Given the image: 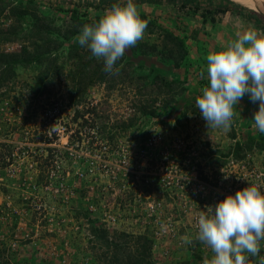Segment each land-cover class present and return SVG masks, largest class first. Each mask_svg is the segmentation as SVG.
I'll list each match as a JSON object with an SVG mask.
<instances>
[{
	"label": "rangeland",
	"instance_id": "374dc122",
	"mask_svg": "<svg viewBox=\"0 0 264 264\" xmlns=\"http://www.w3.org/2000/svg\"><path fill=\"white\" fill-rule=\"evenodd\" d=\"M134 2L147 28L115 67L120 70L128 61L133 65L118 75L106 73L103 82L94 76L103 60L74 37L105 11L69 0H34L35 9L47 19L42 40L30 37V16L18 22L5 9L0 14V54H18L11 68L0 67V262L110 264L114 248L93 236L95 227L133 257L139 252L138 236H148L153 243L150 254L138 264H203L213 253L190 230L199 206L185 208L177 199L169 204L166 193L163 197L160 188L155 189L156 181L147 172L167 162L160 154L153 161L149 155L140 156L147 138L163 135L164 145L174 144L175 165L191 151L193 163L198 161V169L206 168L207 173L247 153L264 164V150L244 144L264 142V134L253 128L259 108L249 96L235 106L227 129L209 128L198 109L193 114L195 98L208 83L200 76L206 56L224 49L238 31L260 32L244 18L248 13L216 12L236 4L227 0ZM1 3L28 6L27 0ZM73 9L84 23L72 21ZM165 31L174 32L187 50L179 67L160 54ZM144 44L149 45L147 54H142ZM150 46L157 51L150 52ZM138 76L147 80L140 82ZM157 76L180 81V87L171 93L160 90ZM153 201L162 202L160 219L146 204ZM108 209L120 219L106 220ZM168 216L175 219L174 235L165 231ZM183 236L192 242L181 240Z\"/></svg>",
	"mask_w": 264,
	"mask_h": 264
},
{
	"label": "clouds",
	"instance_id": "9594fccd",
	"mask_svg": "<svg viewBox=\"0 0 264 264\" xmlns=\"http://www.w3.org/2000/svg\"><path fill=\"white\" fill-rule=\"evenodd\" d=\"M146 28L137 4L126 0L113 4L95 23L85 24L74 42L103 60L105 73L118 75L116 63L143 39ZM200 76L208 83L200 89L195 106L209 128H229L235 106L247 95L253 103L259 102L253 128L264 134V33L251 28L238 31L224 49L206 56ZM196 226V239L213 253L203 264H248L249 256L259 257V264H264L260 257L264 193L259 187L248 186L207 206L198 213ZM181 240L192 242L187 236Z\"/></svg>",
	"mask_w": 264,
	"mask_h": 264
},
{
	"label": "built area",
	"instance_id": "2783aa9c",
	"mask_svg": "<svg viewBox=\"0 0 264 264\" xmlns=\"http://www.w3.org/2000/svg\"><path fill=\"white\" fill-rule=\"evenodd\" d=\"M164 141L163 135H151L146 140L147 149H143L140 152V156L149 155V159L153 161L157 159V154H160L162 156L161 160L166 159L167 165L160 166L163 163L160 161L159 166H155V171L147 173L154 177L152 181H156L154 183L155 189L159 187L160 194L162 192L163 197H165L164 194L166 193L169 204L175 203L174 201L177 199L185 208L196 204L195 206H199V211H206L207 206H214L227 196L235 195L237 191L251 185L259 187L261 192L264 193V164H259L260 162H257L255 157L250 153L246 152L247 155L241 159L231 158L228 163L222 165L220 168L215 167L213 171L207 173L206 168L198 169V161L193 163V157H191L193 153L191 151H188L189 153L186 154L189 157L188 159H185L182 164L178 163L175 165L174 150L172 149L174 144L170 145L167 143L164 145ZM127 163L129 164V161ZM140 178L142 180L141 172ZM144 180L148 181L149 179L145 177ZM141 194H143L142 190L139 197H141ZM71 195H74V192ZM143 197L146 196L143 195ZM139 200L142 201L143 199L139 198ZM153 202H146V204L156 214V218L160 219L162 215V211L160 210L162 202ZM91 209L94 210L93 207ZM198 213H195L193 217L194 222L190 224V230L196 231L194 232L196 234L198 232L196 226ZM120 217L119 215L113 216L111 209L105 212L106 220L115 222ZM167 220L171 222L170 227L167 226L165 231L174 235L175 231H177L175 219L172 216H168ZM260 257H264V241H261ZM248 264H259V257L249 256Z\"/></svg>",
	"mask_w": 264,
	"mask_h": 264
},
{
	"label": "trees",
	"instance_id": "16d2710c",
	"mask_svg": "<svg viewBox=\"0 0 264 264\" xmlns=\"http://www.w3.org/2000/svg\"><path fill=\"white\" fill-rule=\"evenodd\" d=\"M229 1L230 0H227V2H229ZM1 2H2V0H0V3ZM27 2H28L27 7L22 6V5H18V4L14 5V6H9L8 4L3 3L2 7H0V14L3 13L5 10L7 12L9 11L8 16H10V18H15L18 22L22 21V19L24 17L30 16L34 20V26H32V28L30 29V37H39V40H42L43 37H41V36L45 32V30L48 29V25H45L46 24L45 22L47 21V19L45 17H43L42 15H40L38 13L37 9H35L36 7L34 6V0H27ZM69 3L76 5L78 7L82 5V7H85L86 9L93 8L94 10L101 12V11L108 10L109 8H111V6L113 4L118 3V2L115 0H113V1L112 0H96V1L93 0V1H90L87 3V0H80L76 4L74 0H69ZM139 3H140V1H139ZM153 3H155V2H153ZM136 4H138V2ZM242 10H245L248 13V16H250L249 20L253 21L257 25V27L261 33H264V15L262 13L255 12V11L247 9V8H243L239 4H230L227 7H222V8L216 9L215 11L218 12L219 14H225L228 11L235 12V13L238 12L240 14V13H242ZM70 12H71L72 21H75V20L78 21L79 20L78 11L73 9ZM140 16L143 20L146 19L145 16H143V15H140ZM96 21H98V19H96ZM79 23L82 24L84 22L80 21ZM73 34H75V32ZM36 44H37L36 45L37 48L42 47V45H40V43H36ZM46 46H47L46 50L49 51L50 49L48 47V44ZM141 48L143 49L142 54H147L149 52L148 51V48H149L148 44L141 45ZM162 49L163 50L161 51L160 54L163 56V60L165 62H167V61L172 62V64L175 67H179L187 56V50L184 46L183 41L181 39H179V37L176 34H174V32H171V31H165ZM53 50H55V49H53ZM151 51L152 52L157 51L156 46H150V52ZM33 56H35V55H33ZM17 57H18V54H16V53L15 54H4V53L0 54V67L2 66L1 68H3L4 65H6L5 67H7L9 65V67L11 68V64L14 65V63L17 62V60H18ZM29 57H30V55H29ZM132 65H133L132 61L125 62L119 71L122 72L125 69H127V71H128V67L132 66ZM103 67H104V64H100V65H96L94 68V76H96V79H98L99 82L104 81V76L106 74L103 71ZM137 80L140 82L146 81L147 76H138ZM154 80H155V82H158L157 83L158 85L160 84V86H159L160 90H163L166 92L168 91V93L174 92L177 87H180V85H179L180 81H176V80L169 81V80L163 79V78L158 77V76ZM183 90H184V88L179 89L178 94H180V92H182ZM170 100L176 101V99L174 97H171V96H170ZM253 104H255L259 108V102H256ZM195 107L192 106L191 108H195ZM142 111L146 112V108H143ZM196 111H197V108L195 110H193V114H195ZM244 144H250V145L256 144L260 150H264V142H256V141L247 140V141H245ZM237 145L239 146L240 143H237ZM242 156L243 155H237L236 158L241 159ZM91 230H92L93 236L99 238L101 241L103 240L104 243L108 247L114 248V249H112L113 252H112V256L110 257L111 258L110 264H138L139 261L147 258L148 255L150 254L151 246L153 243H152V240L148 236H146L145 234L138 236L136 242L138 245L139 252L136 254V257H133L130 254V252L125 250V248L123 246L120 247V246H117V244H115V243H109L110 241L106 237L107 234L104 230H99V229H96L95 227ZM121 235L126 237V234H121ZM0 264H8V263L0 262Z\"/></svg>",
	"mask_w": 264,
	"mask_h": 264
},
{
	"label": "bare ground",
	"instance_id": "6f19581e",
	"mask_svg": "<svg viewBox=\"0 0 264 264\" xmlns=\"http://www.w3.org/2000/svg\"><path fill=\"white\" fill-rule=\"evenodd\" d=\"M236 4L245 6L253 11L264 13V0H230Z\"/></svg>",
	"mask_w": 264,
	"mask_h": 264
},
{
	"label": "crops",
	"instance_id": "0c3cea01",
	"mask_svg": "<svg viewBox=\"0 0 264 264\" xmlns=\"http://www.w3.org/2000/svg\"><path fill=\"white\" fill-rule=\"evenodd\" d=\"M242 11H244V10H242ZM229 12H231V11H228V13H229ZM240 15H241V13H240ZM244 18H246L247 21H250V20H249L250 16L247 15V16H244Z\"/></svg>",
	"mask_w": 264,
	"mask_h": 264
},
{
	"label": "flooded vegetation",
	"instance_id": "af4514ba",
	"mask_svg": "<svg viewBox=\"0 0 264 264\" xmlns=\"http://www.w3.org/2000/svg\"><path fill=\"white\" fill-rule=\"evenodd\" d=\"M245 7V6H244ZM247 8V7H246ZM249 9V8H248ZM250 10H252V9H250Z\"/></svg>",
	"mask_w": 264,
	"mask_h": 264
},
{
	"label": "water",
	"instance_id": "95a60500",
	"mask_svg": "<svg viewBox=\"0 0 264 264\" xmlns=\"http://www.w3.org/2000/svg\"><path fill=\"white\" fill-rule=\"evenodd\" d=\"M264 15V13H262Z\"/></svg>",
	"mask_w": 264,
	"mask_h": 264
}]
</instances>
